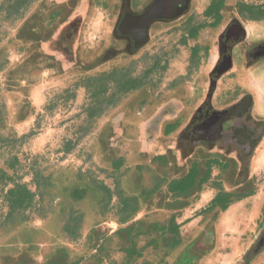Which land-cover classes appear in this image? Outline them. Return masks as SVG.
I'll use <instances>...</instances> for the list:
<instances>
[{"label": "rangeland", "instance_id": "374dc122", "mask_svg": "<svg viewBox=\"0 0 264 264\" xmlns=\"http://www.w3.org/2000/svg\"><path fill=\"white\" fill-rule=\"evenodd\" d=\"M210 1L194 0L188 22L154 27L149 43L134 56L112 58L106 51L113 0H84L79 65L41 78L26 96L10 77L30 54V28L42 24L47 30L50 22L59 23L70 9L60 6L48 11L44 7L47 0H0V264H49L59 251L77 264L117 263L119 255L108 258L91 247L97 243L93 233L109 227L110 217L106 197L99 189L108 174L99 156V136L107 122L109 103L115 104L122 96L102 100L99 106L103 110L98 113L100 107L86 92L87 80L119 70L116 79L125 75L142 86L160 87L172 76L178 84L192 81L202 67L208 70L210 65L201 55L203 29L208 25L203 10ZM226 1L264 6V0ZM110 87H114L111 82ZM90 109H95V116H89ZM14 183L39 196L30 208L9 219L5 192ZM72 213L80 218L78 238L62 231ZM213 222L206 231H212ZM251 236L244 235L242 243H248ZM99 243L108 247L113 241L103 237ZM208 245H212L211 234L201 247L205 250ZM137 264H143L142 260Z\"/></svg>", "mask_w": 264, "mask_h": 264}, {"label": "crops", "instance_id": "0c3cea01", "mask_svg": "<svg viewBox=\"0 0 264 264\" xmlns=\"http://www.w3.org/2000/svg\"><path fill=\"white\" fill-rule=\"evenodd\" d=\"M246 27L252 36H264V21ZM201 47L210 63L209 43L202 41ZM206 71L202 67L183 84L172 76L160 87L141 86L108 108L99 156L108 173L101 184L111 192L105 198L110 217L109 227L93 233L94 252L119 255L117 264H264V247L244 259L264 228V140L250 156L245 176L234 157L199 142L184 162L181 145L174 142L204 134L203 127L190 128L198 115L207 108L219 112L241 93L251 94L254 114L264 118V62L226 76L209 106ZM211 221L212 245L203 250L198 242ZM246 234L252 238L245 244ZM103 237L113 243L100 244Z\"/></svg>", "mask_w": 264, "mask_h": 264}, {"label": "flooded vegetation", "instance_id": "af4514ba", "mask_svg": "<svg viewBox=\"0 0 264 264\" xmlns=\"http://www.w3.org/2000/svg\"><path fill=\"white\" fill-rule=\"evenodd\" d=\"M56 1L47 0L44 7L49 11L61 6L70 11L62 16L59 23L50 22L48 25L51 26L47 30L42 29V24L39 28L33 27L35 25L30 28V54L10 77L17 89L25 90L28 86L30 89L41 78L60 74L79 65L78 42L84 0H60L62 4ZM157 1L113 0L111 11L114 15L107 54H111L112 58L132 57L149 43L154 27L172 25L179 21L188 22L192 15L194 0H160L164 7L161 16L155 19L151 15L147 16ZM203 17L208 25L204 27L201 39L209 43L212 52L205 75L207 93L204 105L209 106L221 80L235 70L250 71L264 62V36H252L246 27L248 23L264 21V6L211 0L203 10ZM253 104L250 93H241L219 112L204 109L205 114L202 112L198 115V123L190 127H203L206 136L199 143L208 145L212 151L215 149L234 157L240 174L244 176L247 174L250 156L264 140V118L254 114ZM111 130L112 127L107 132ZM195 137L186 134L181 139L174 138V142L181 145L179 152L184 162L196 150L192 141ZM205 240L203 236L198 246L203 245ZM263 247L264 228L244 259L256 257ZM106 264L112 263L109 261Z\"/></svg>", "mask_w": 264, "mask_h": 264}, {"label": "trees", "instance_id": "16d2710c", "mask_svg": "<svg viewBox=\"0 0 264 264\" xmlns=\"http://www.w3.org/2000/svg\"><path fill=\"white\" fill-rule=\"evenodd\" d=\"M222 1L223 0H220V3ZM119 72L121 71L114 70L108 73L101 74L97 78H91L87 80V85L85 86L86 92L91 99L97 102L98 106L101 105L102 100H108L109 102L115 96L119 98L124 94L130 93L142 86V84L137 79L127 78V76L125 77V75L122 76L121 79H116L115 77ZM110 82L114 85V87H110ZM111 104L114 105L110 102L109 105ZM94 110H89L90 117L96 115ZM101 110H103V108L101 109L100 107L98 113H101ZM33 180H35L34 182L36 189L37 191H39L37 176L34 175ZM99 189L102 193H104L105 197L109 198L111 196V192L106 186L101 184ZM37 191L36 193L32 192L27 188V186L20 183H14L12 187L8 188L5 192V202L8 207L7 218L10 219L15 213L30 208L34 203L35 198L39 196V193ZM80 198H82V194H79L78 199ZM79 221V217H77L73 213L70 214L62 228L63 233L69 237L78 238ZM61 253L63 252L59 251L55 255V257L49 261V264H77V261H71L70 259H68L65 253Z\"/></svg>", "mask_w": 264, "mask_h": 264}, {"label": "water", "instance_id": "95a60500", "mask_svg": "<svg viewBox=\"0 0 264 264\" xmlns=\"http://www.w3.org/2000/svg\"><path fill=\"white\" fill-rule=\"evenodd\" d=\"M161 3H162V1H160V0H158L157 2H155V4L149 9V12L146 15L147 16L148 15H151L152 18H154V19L157 18V17H159V16H161V14L164 11V7L161 5ZM28 89H29V86L25 89L26 96H27ZM213 91H214V88H213ZM213 91L211 93H213ZM205 136H206V134L197 135L195 138L192 139V141L193 142H201V141H204ZM209 234H211V230L206 231V235H205L206 239H209ZM208 246H210V245H208Z\"/></svg>", "mask_w": 264, "mask_h": 264}]
</instances>
